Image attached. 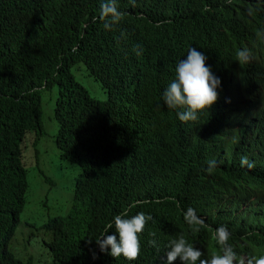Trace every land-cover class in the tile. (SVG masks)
Returning a JSON list of instances; mask_svg holds the SVG:
<instances>
[{
	"label": "trees",
	"instance_id": "obj_1",
	"mask_svg": "<svg viewBox=\"0 0 264 264\" xmlns=\"http://www.w3.org/2000/svg\"><path fill=\"white\" fill-rule=\"evenodd\" d=\"M105 2L0 0V264H159L169 242L181 235L210 259L220 251L218 224L212 217L210 223L190 225L184 219L187 208L199 216L201 199L215 204L219 194L237 191L264 201V172L221 163L199 137H185L186 144H179L175 131L186 133L177 118L182 109H170L162 99L175 79L177 63L193 47L222 79L220 96L228 100L229 75L241 69L232 64L221 71L217 54L224 47L261 50L264 0H115L122 14L115 22L102 14ZM257 62L259 66L236 76L241 86L264 76V57ZM73 67L94 79L106 98L93 96ZM53 86L55 100L52 104L48 93L45 104L57 127L47 144L42 140V95ZM53 146L55 156L49 154L47 160L44 154ZM42 161L61 170L73 164L72 171L78 173L67 210L27 224L52 237L44 242L49 258L39 263L32 256L21 257L25 230L20 224L25 210L37 207L27 203L39 192L37 185L48 184L37 200L40 207L49 208L58 197V181ZM208 161H218L220 177L228 180L221 193L195 183L180 193L167 192L164 198L170 205L163 210L147 199L152 178L165 176L175 186L180 167L193 173ZM33 162L36 184L30 187L27 163ZM151 167L152 177L147 173ZM227 211L229 219L237 207ZM122 212L153 217L139 234L141 252L135 261L101 252L95 240L106 230L105 235L118 238L108 224ZM231 225L229 242L236 253L249 255L251 263L264 258V228H253L250 220L233 219ZM16 234L20 240L14 239Z\"/></svg>",
	"mask_w": 264,
	"mask_h": 264
},
{
	"label": "clouds",
	"instance_id": "obj_2",
	"mask_svg": "<svg viewBox=\"0 0 264 264\" xmlns=\"http://www.w3.org/2000/svg\"><path fill=\"white\" fill-rule=\"evenodd\" d=\"M102 14L115 22L122 14L117 10L115 0H106L101 5ZM109 25L106 23L105 25ZM262 42L261 50L256 51L248 47L233 51L230 48L221 49L217 54V66L226 71L234 64L241 69V73L229 75V99L221 98L222 79L215 75L210 66H206L207 57L195 48H189L187 58L181 59L176 66L175 79L168 85L162 95L163 103L170 109H182L177 112V118L184 125L185 134L175 131L179 144H186L183 138L199 137L212 151V157L226 163L234 169L239 167L256 172H264V76L246 82L241 86L237 75H245L251 67L258 65L257 60L264 57V27L260 28ZM264 67H262L263 69ZM247 80V79H246ZM234 105L229 106V103ZM175 143V142H174ZM198 150V149H197ZM218 161H208L191 173L190 167H182L176 173L178 185H171L164 177L152 178L153 187L150 197L157 210H163L170 204L165 201L164 195L175 189L189 188L195 183L205 184L211 191L217 188L220 193L225 189L228 180L219 175ZM151 167L147 173L153 175ZM264 182V177H263ZM230 202L227 204L226 201ZM231 205L237 207V212L227 219ZM199 216L196 210L189 207L184 212L187 223L203 225L213 217L218 227L215 230V239L220 251L211 258H204V252L188 243L183 235L169 242V250L160 258L159 264H264V258L250 262V256L238 255L229 242L232 227L231 221L243 222L250 220L253 228H264V201H257L246 191L222 193L216 197V203L201 199L198 205ZM61 214H56L59 216ZM114 224L109 223L108 229L115 228L118 234L105 235L96 240L101 252H107L114 258L123 256L129 261L139 258L141 234L151 215L139 212L131 217L127 212L117 214ZM154 235V234H153ZM52 237L44 240L49 242ZM92 239H88L91 244ZM149 244L159 247L155 240ZM110 249V251H109ZM243 254V255H242ZM241 257L242 259H240ZM96 258L93 253V259ZM244 261V262H243Z\"/></svg>",
	"mask_w": 264,
	"mask_h": 264
},
{
	"label": "rangeland",
	"instance_id": "obj_3",
	"mask_svg": "<svg viewBox=\"0 0 264 264\" xmlns=\"http://www.w3.org/2000/svg\"><path fill=\"white\" fill-rule=\"evenodd\" d=\"M73 74L76 76V78L82 82L89 90V92L100 99L106 98V92L102 90L101 86L92 78L85 75V72H82V70H78L76 67L72 68ZM56 87L53 86L51 90H44L42 95V105L44 108V111L41 115L42 125L44 129V135L42 136V140L47 142V144L50 143L52 138V133L56 130L57 127V121L54 117L51 116L49 112H46V104H45V96L49 95L48 93H52V104L55 100L56 96ZM55 146L53 148H49L44 154L48 160L49 154L50 157L54 154ZM27 167L29 169V179H30V187H34L36 184V180L34 179V174H32L34 168H36L35 162L33 164L27 163ZM41 165L44 167L45 171L52 176L53 179L57 180L58 183L56 185L57 188V194L58 197L54 199H51V203L48 204L49 208L46 207H40L37 200L42 197L40 194L41 192L47 188V183L37 185L35 188L39 189L38 193L34 192V198L31 199L28 203L29 206L33 205L34 203H38L37 207L34 208H27L25 212H27V215L23 218V221H21L20 226L23 225L25 230L23 232V235L25 236V239L23 238L21 241H23V249H22V258H26L27 256H32L33 259L39 263L45 262L49 258V252L47 250V246L44 244V240L48 239V236L46 234V231L42 228H35L33 226V229L30 230L27 227V224H30L33 222V225L38 224L40 222V219L42 216H45V218L56 215V214H63L67 210L68 202L72 195V188H73V181L74 177L78 172H73V164H69L68 168H62L58 169L55 164L45 163L43 164V161ZM71 171V172H69ZM69 172V173H68ZM39 174H35V177H38ZM66 209V210H65ZM22 228V227H21ZM20 237V234L15 235V240ZM20 241V242H21Z\"/></svg>",
	"mask_w": 264,
	"mask_h": 264
}]
</instances>
